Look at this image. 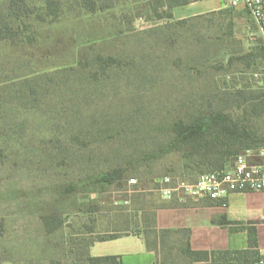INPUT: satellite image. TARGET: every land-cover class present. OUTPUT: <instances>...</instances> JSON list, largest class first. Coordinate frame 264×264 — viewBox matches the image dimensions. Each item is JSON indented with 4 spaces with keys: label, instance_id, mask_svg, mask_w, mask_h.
I'll return each instance as SVG.
<instances>
[{
    "label": "rangeland",
    "instance_id": "1",
    "mask_svg": "<svg viewBox=\"0 0 264 264\" xmlns=\"http://www.w3.org/2000/svg\"><path fill=\"white\" fill-rule=\"evenodd\" d=\"M23 1L30 11L0 0L1 264H86L91 241L137 230L158 178L198 175L185 158L193 143L155 154L201 114L248 117L264 137V116L232 98L264 89L252 57L264 44L243 5L178 24L167 0H54L56 14ZM118 168L106 188L91 179Z\"/></svg>",
    "mask_w": 264,
    "mask_h": 264
},
{
    "label": "crops",
    "instance_id": "2",
    "mask_svg": "<svg viewBox=\"0 0 264 264\" xmlns=\"http://www.w3.org/2000/svg\"><path fill=\"white\" fill-rule=\"evenodd\" d=\"M227 6L228 0H195L174 7L173 15L184 19ZM138 212L137 231L96 241L89 248L90 254L116 255L122 264H211L191 260L183 251L187 241L196 251L246 250L250 247L249 231L254 229L258 241L254 250L258 257L253 264L264 256V191L236 192L217 200L186 197L172 201L158 193L153 205ZM144 220H154L158 230L171 231L163 236L148 234Z\"/></svg>",
    "mask_w": 264,
    "mask_h": 264
},
{
    "label": "trees",
    "instance_id": "3",
    "mask_svg": "<svg viewBox=\"0 0 264 264\" xmlns=\"http://www.w3.org/2000/svg\"><path fill=\"white\" fill-rule=\"evenodd\" d=\"M191 1L192 0H167V3L164 5L168 6L170 10H167L166 17L173 18L174 7L188 4ZM18 2V0H11V8L16 9L15 7L19 6V3L23 2V5L26 10L30 11V8L23 0H21V2L19 3ZM48 8L50 12L56 14V12L59 10V4L54 0H48ZM222 10L224 9L218 11ZM247 12L249 13L248 10ZM185 22V19H180L177 21L178 24ZM262 40L264 44L263 37ZM252 57H261L264 61V46L261 51L257 53V55ZM80 75H82V73ZM93 76L97 78L98 72H93ZM232 98L239 104L245 105L246 115H252L256 117L264 116V89H262L261 91H255L254 89L237 90L236 92H233ZM124 119L118 122L122 123ZM241 121L248 123L244 124ZM241 121L233 119L229 113H221L211 110L209 113L201 114L200 116L195 117L192 121L187 124L182 125L181 123L182 126H180V129L177 130V132L173 136H171V139H168L165 142L166 145L164 144L162 145V147L159 148L155 155L159 157L161 155L173 151L177 145L180 146L185 143H193L194 145L192 146L191 150H188V153L186 154L185 158L189 161V165L187 167L190 168L192 171H197L198 175L192 178L180 175L174 176H180L189 180H195L202 173L215 171L225 167L236 156L245 152L248 149H258L264 146V137L261 138L259 136H256L255 133L249 129V127L252 128V126H250L249 118L246 117ZM119 132H127V130H120ZM216 142L224 143L225 145H233L234 149H231L232 152L216 149V147L211 146L213 143L216 144ZM228 155L231 156L228 158ZM129 163L133 165V167H137V165L139 164L137 159L132 160ZM126 169L127 168H118L103 172L98 175L91 176V179L93 182H95L97 186L101 188H106L112 185L118 179H120L125 174ZM140 209H144V207ZM146 221L144 220V226L146 227L145 231L148 234H154L155 236H163L164 234L171 231L158 230L154 220ZM46 225L49 231L53 230V228L49 226L50 224L48 222H46ZM181 231L187 232L186 230ZM130 232L132 231L114 233L111 235L101 236L97 239H94L89 243L88 251L85 253V256L82 261H84L86 264H122V261L119 256H92L89 252V248L96 241L114 239ZM1 233L2 229L0 224V234ZM249 239L250 247L246 250L211 252L196 251L190 247V243L189 241H187L186 247H184L183 251L193 261H208L211 262V264H229L233 261H242L245 263L252 262L253 264L255 259L258 257V252L254 250L258 246L257 236L254 229H251L249 231ZM149 244L150 246H153L151 242Z\"/></svg>",
    "mask_w": 264,
    "mask_h": 264
},
{
    "label": "built area",
    "instance_id": "4",
    "mask_svg": "<svg viewBox=\"0 0 264 264\" xmlns=\"http://www.w3.org/2000/svg\"><path fill=\"white\" fill-rule=\"evenodd\" d=\"M228 5H243L264 39V0H228ZM136 184L135 177L129 179V185ZM156 191L168 201L184 200L186 197L217 200L226 199L236 192L264 191V146L248 149L225 167L202 173L195 180L164 175L156 180ZM257 264H264V256Z\"/></svg>",
    "mask_w": 264,
    "mask_h": 264
}]
</instances>
